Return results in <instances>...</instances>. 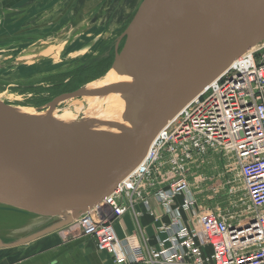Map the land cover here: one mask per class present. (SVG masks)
<instances>
[{"label": "water", "instance_id": "95a60500", "mask_svg": "<svg viewBox=\"0 0 264 264\" xmlns=\"http://www.w3.org/2000/svg\"><path fill=\"white\" fill-rule=\"evenodd\" d=\"M171 1L162 19L164 0H142L116 42L109 71L130 77L135 86L122 96L128 129L106 154L93 144L112 137L88 131L83 122L61 128L27 119L0 100V206L39 216L16 230V237L5 230L0 249L58 232L111 196L159 132L264 43V0ZM83 87L56 97L49 112L62 99L90 95Z\"/></svg>", "mask_w": 264, "mask_h": 264}, {"label": "built area", "instance_id": "2783aa9c", "mask_svg": "<svg viewBox=\"0 0 264 264\" xmlns=\"http://www.w3.org/2000/svg\"><path fill=\"white\" fill-rule=\"evenodd\" d=\"M187 107L123 181L129 187L122 182L104 200L113 215L99 204L78 220L81 235L115 264H264V43ZM215 164L222 173L194 170ZM152 201L167 218L156 225V245L120 239L114 221L130 211L141 220L137 204L155 219Z\"/></svg>", "mask_w": 264, "mask_h": 264}, {"label": "rangeland", "instance_id": "374dc122", "mask_svg": "<svg viewBox=\"0 0 264 264\" xmlns=\"http://www.w3.org/2000/svg\"><path fill=\"white\" fill-rule=\"evenodd\" d=\"M33 1L29 0L27 6L20 5L19 11H15L14 0H0V66H3L0 67V100L11 108H31L32 111L42 113L52 108L53 100L64 93L65 84L68 83L66 78L56 76L57 74H69L83 68L100 56L105 45H112L114 52L116 42L130 21L133 10L137 9V0H130L134 2V9L130 8L131 15L127 18V9L122 7L129 0H94L96 3L90 12L85 11L79 19L74 15L68 17L76 8L75 0H53L47 13L41 11L45 8L43 5L32 9L35 6L32 5ZM133 2H129L127 7L132 6ZM48 24L51 25L47 29L45 26ZM42 36L47 39L41 42ZM14 38L16 40H13ZM111 40L115 41L114 44L109 43ZM105 55L108 53L105 52ZM52 76L56 77L51 78ZM104 76L88 81L83 86L101 78L106 81ZM85 98H68L71 99L70 102L57 106V110L61 111L59 114L68 111L78 121L84 119L85 114H77L72 104ZM95 100L97 101L96 98ZM218 166L219 164L215 167L200 166L194 170L211 176L222 173ZM217 169L220 171H216ZM238 198L245 200V194L239 193ZM106 205H102L103 214L113 215L111 208ZM138 205L144 207L143 204ZM245 205L246 203L242 207ZM151 210L157 215L154 208ZM143 213L146 214V211ZM25 215L19 210L0 206V232L12 230L11 235H18L16 230L29 221ZM93 216L97 217L95 213ZM71 226H77L82 234L77 222Z\"/></svg>", "mask_w": 264, "mask_h": 264}, {"label": "crops", "instance_id": "0c3cea01", "mask_svg": "<svg viewBox=\"0 0 264 264\" xmlns=\"http://www.w3.org/2000/svg\"><path fill=\"white\" fill-rule=\"evenodd\" d=\"M129 2H133L130 1ZM129 2H125L123 9ZM139 0L136 1L138 3ZM96 1L75 0L76 8L68 15L79 19L86 12H90ZM133 10V4H132ZM78 13V14H77ZM127 18V16H126ZM75 21V20H74ZM180 201V198L178 199ZM152 208L156 212V218H151L143 213L144 207L138 205L137 211L144 214L143 218L137 222L132 215H125L114 221V226L120 239L130 236L131 241L136 245L141 242L140 237L149 240L152 245L157 243L156 225L165 222L164 210L152 201ZM30 215V214H29ZM27 216V220L34 217ZM35 216V215H34ZM29 218V219H28ZM139 224V225H137ZM6 236L5 230L0 232V237ZM16 237V236H12ZM0 264H115L113 258L97 250L93 239L82 236L77 226L66 227L58 232L52 233L41 239L35 240L26 245L12 248L0 249Z\"/></svg>", "mask_w": 264, "mask_h": 264}, {"label": "bare ground", "instance_id": "6f19581e", "mask_svg": "<svg viewBox=\"0 0 264 264\" xmlns=\"http://www.w3.org/2000/svg\"><path fill=\"white\" fill-rule=\"evenodd\" d=\"M171 4H172V1L170 2V0H164V3L161 6H159V12L161 13L162 19L168 16L169 14L168 9L171 8L170 7ZM104 78H106V81H104L102 78L98 81H95L91 84L84 86L83 90L85 91L86 94H90V95H88L84 100H81V101L78 100V101H75L76 103L74 102L72 104V107L77 114H82V113L85 114L84 119L80 121H78V119L75 116H72L71 112H70L71 114H69L68 111L67 113L62 112V114H59V112L61 111L57 110V106H59V104L63 102L64 104H67L68 102H70L69 100L71 99H68V98L60 100L54 112H49L50 109L42 113L37 112V110L32 111L31 108H29L30 110L23 109L20 107L19 108L14 107L12 109L24 118L34 119L39 122H45L47 120V121H50L51 124H54L61 128L78 125L83 122L84 125H86V127L88 128V131L100 134L104 137H112V140L108 139L107 142H96L93 144V149L96 152L105 153L106 148L108 146L114 147L116 145L114 141L117 140V137L122 136V134H124L123 131L124 130L127 131L128 129V125L122 119L123 113L125 111V106H126V102L122 98V96L123 94H126L127 92H129L127 90L132 89L135 86V82L130 77L119 75L115 70H110L108 74L104 76ZM215 81H213L212 83H214ZM113 89L115 90L117 89L118 92L108 93V91H111ZM200 96H198L196 99L200 98ZM94 97L97 99V101L96 100L94 101L95 99ZM80 98L81 97L73 98V99H80ZM196 99H194L193 101H195ZM93 101L94 103L91 105ZM192 102H190L188 105H190ZM184 109H182L180 113ZM129 185L130 184L123 182L122 185H120V188H123L125 190L129 187ZM115 191L113 192V194L115 193ZM104 204H107V202L102 201L100 203V205H104ZM95 208H93L90 212L83 214L81 218L88 215L89 213H92ZM21 212L25 213L26 215L30 214L24 211H21ZM131 212L132 211L128 212V214L131 215ZM98 214L100 215L102 214V212H98ZM29 216H32L34 218H39V216L37 215L34 216L33 214H30ZM104 217L105 216H103V218ZM84 218H89V217H84Z\"/></svg>", "mask_w": 264, "mask_h": 264}, {"label": "flooded vegetation", "instance_id": "af4514ba", "mask_svg": "<svg viewBox=\"0 0 264 264\" xmlns=\"http://www.w3.org/2000/svg\"><path fill=\"white\" fill-rule=\"evenodd\" d=\"M28 1L29 0H25L24 2H23V0H14V3H15V5H16V8H15V11H19V9H20V5H21V7H24L25 5L27 6V4H28ZM52 4H53V0H34L33 2H32V5H35L32 9H34V8H36V7H40L41 5H43V6H45V8L43 9V10H41V11H44L45 13H47L48 11H50V8H51V6H52ZM130 8H132V6H130L129 7V9ZM132 10V9H131ZM39 12H41L40 10H38ZM126 15H129V13L128 14H126ZM51 24H48V25H46L45 26V28H49V26H50ZM41 39V42L42 41H44V40H46L47 39V37H44V36H42V37H40ZM13 40H16V38H14ZM12 40V41H13ZM115 40V39H114ZM114 40H111V41H109V43H113L114 44ZM114 41V42H113ZM108 45V44H107ZM111 45V44H110ZM102 49H104L103 51H102V53L100 54V56L103 58V59H100L99 61H101V60H104V61H102V62H100L96 67H88L86 70H85V74H87L86 76V78L88 79H90L94 74H97V73H99V72H101V71H103V69L106 67V66H111L112 65V62H113V60H114V56H115V49H114V52H112V50H113V47H112V45L111 46H103L102 47ZM122 49H121V47L119 48V50H118V52H120ZM105 52H107L108 53V55H105ZM100 56H98V57H100ZM97 59V58H96ZM92 62V61H91ZM90 62V63H91ZM82 67V66H81ZM76 71V70H75ZM72 72H74V71H72ZM62 74V73H61ZM57 74L56 76H61V77H64V74ZM80 74H82L81 72H80ZM73 75V74H72ZM72 75H71V77L69 78V81L70 80H72ZM55 76V77H56ZM102 79V78H101ZM68 81V80H67ZM57 85H59L58 83H57ZM65 88V87H64ZM33 92H36V91H33ZM63 92L64 93H62V94H65V93H67L66 92V90H63ZM72 92V91H71ZM69 93V92H68ZM61 94V95H62ZM60 96V95H59ZM58 97V96H57Z\"/></svg>", "mask_w": 264, "mask_h": 264}, {"label": "trees", "instance_id": "16d2710c", "mask_svg": "<svg viewBox=\"0 0 264 264\" xmlns=\"http://www.w3.org/2000/svg\"><path fill=\"white\" fill-rule=\"evenodd\" d=\"M142 0H139V2L137 3V6L140 4ZM133 9H134V2H133ZM136 12V9L133 10V13L132 15L130 16V20L133 18L134 14ZM130 22V21H129ZM127 26V25H126ZM126 29V28H125ZM122 32H124V30ZM121 32V33H122ZM100 59H103L101 56L98 57L97 59L93 60L91 63L87 64L86 66H84L83 68H80V69H77L76 71L74 72H70L69 74L65 73L64 74V78H66L65 80H68V83L65 84V90L67 92H71V91H74V90H77L79 89L80 87H82L84 85V83L88 82V81H93V80H96V79H99L101 76L103 77L110 69L111 66H106L103 71L97 73V74H94L90 79L86 78L87 74H85V70L88 68V67H96L100 62L104 61V60H101L99 61ZM80 72L82 74H80ZM73 74V75H72ZM72 75V80L69 81V78L71 77ZM55 76H52L51 78H53ZM62 79V78H61ZM64 82V81H63ZM62 82V84H63Z\"/></svg>", "mask_w": 264, "mask_h": 264}]
</instances>
